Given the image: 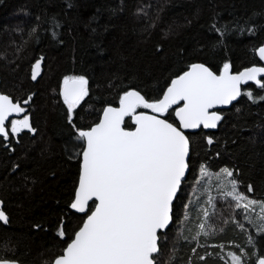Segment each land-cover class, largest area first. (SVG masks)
Here are the masks:
<instances>
[{
    "label": "trees",
    "instance_id": "obj_1",
    "mask_svg": "<svg viewBox=\"0 0 264 264\" xmlns=\"http://www.w3.org/2000/svg\"><path fill=\"white\" fill-rule=\"evenodd\" d=\"M263 41L264 0H0V92L25 109L7 123L8 139L0 137V209L8 216L0 222V256L49 264L81 225L85 215L69 208L80 163L77 128L95 123L124 91L137 90L150 102L160 98L193 63L215 73L225 63L232 71L260 64L256 49ZM80 75L88 95L69 123L61 85ZM241 93L221 111L215 130L186 133L190 167L174 199L173 222L160 233L157 264H232L227 253L241 250L242 264H250L264 253L259 209H236L220 196L224 178L215 175L232 170L239 191L264 202V89L247 83ZM174 107L163 117L177 125ZM25 115L35 131L12 134L10 122ZM124 127H133L129 117ZM202 164L211 175L201 181ZM209 195L216 197V207L208 208L210 234L192 240Z\"/></svg>",
    "mask_w": 264,
    "mask_h": 264
},
{
    "label": "snow or ice",
    "instance_id": "obj_2",
    "mask_svg": "<svg viewBox=\"0 0 264 264\" xmlns=\"http://www.w3.org/2000/svg\"><path fill=\"white\" fill-rule=\"evenodd\" d=\"M258 54L264 60V47L258 49ZM40 67L41 62L37 60L31 69L33 80ZM229 69L230 65L225 63L217 75L203 64H192L171 79L162 99L150 102L137 90L124 91L119 96V107H105L98 123L87 129H76V139L81 142L76 147L82 160L70 207L85 214L86 219L74 232V238L49 264H157L160 233L173 222L174 199L190 167V140L184 130L201 126L216 128L222 117L211 109L236 100L242 94L241 84L252 81L264 89V82L258 79L264 75V67L246 68L235 75ZM246 94L255 102L250 91ZM60 95L67 105L69 123H72L74 109L88 95V80L82 75L66 76ZM260 99L264 100V97ZM173 105H177L174 112L178 125L160 118L165 113L170 115L169 109ZM139 108L150 109L159 115L137 113ZM24 111L8 95H0V135L8 139L5 121L12 113ZM125 117L132 118L134 130L122 126ZM23 129L35 131L27 115L11 121L12 134ZM207 142L212 144L213 140L208 138ZM199 172L201 181L211 175L203 164ZM215 175L217 181L224 178L218 189L220 196L231 198L236 209H243L245 213L259 209L256 216L260 221L258 231L264 233V202L241 193L232 170L222 168ZM252 190L250 185L248 191ZM215 199L208 196L207 207L202 209L205 219L197 225L198 231L192 240L209 236L208 208L216 207ZM245 219L255 223L248 215ZM0 222L8 223V216L2 209ZM238 226L244 227L242 223ZM59 235L65 238L63 227ZM248 243L251 244L252 240L249 239ZM192 251L195 253L196 249ZM227 255L232 264H242L243 250L239 255L233 252ZM0 264L16 262L0 256ZM257 264H264V253Z\"/></svg>",
    "mask_w": 264,
    "mask_h": 264
},
{
    "label": "water",
    "instance_id": "obj_3",
    "mask_svg": "<svg viewBox=\"0 0 264 264\" xmlns=\"http://www.w3.org/2000/svg\"><path fill=\"white\" fill-rule=\"evenodd\" d=\"M260 47H264V41H263V43L256 49V56H257V58L259 59V61H260V64H256V65H250V66H246V67H243V68H241V69H239V70H237V71H232L231 70V68L229 69V71H230V73L231 74H233V75H235V74H238L239 72H241V71H243V70H245L246 68H250V67H264V60H261L260 59V57H259V54H258V49L260 48ZM193 64H197V63H193ZM198 64H202V63H198ZM192 65V64H191ZM190 65V66H191ZM204 65V64H203ZM189 66V67H190ZM206 66V65H205ZM188 67V68H189ZM207 67V66H206ZM187 68V69H188ZM209 68V67H208ZM186 69V70H187ZM210 69V68H209ZM185 70V71H186ZM211 70V69H210ZM222 70H223V68H222ZM221 70V71H222ZM212 71V70H211ZM220 71V72H221ZM219 72V73H220ZM219 73H216L217 75L219 74ZM262 78H264V75H262V76H260V77H258V79H262ZM247 83H253L254 85H256V83L255 82H252V81H249V82H247ZM247 83H245V84H241V90H242V86H244V85H246ZM170 84V83H169ZM62 86H63V83H62ZM62 86H61V88H62ZM257 86V85H256ZM166 89H167V87H166ZM166 89L164 90V91H166ZM130 90H134V89H130ZM164 93V92H163ZM0 95H8V94H6V93H2V92H0ZM9 96V95H8ZM240 97V96H239ZM239 97H237V99L236 100H234V101H232L231 103H229V104H227V105H217L216 107H214L213 109H211V111H215V112H217L218 114H220L221 115V117H223V114H222V110H225V109H227V108H229L232 104H234L238 99H239ZM9 98L13 101V99L9 96ZM163 98V94H162V96L160 97V99H162ZM14 103H19L18 101H13ZM20 104V103H19ZM107 106H112V107H119V100H118V102H117V104L116 105H111V104H108V105H106V106H104L103 107V109L105 108V107H107ZM175 105H173V107H174ZM177 106H175L174 107V109L176 108ZM103 109H102V111L100 112V115H99V118H98V120L95 122V123H98L99 122V119L100 118H102V115H103ZM144 109V108H143ZM174 109H173V115H174V119H175V121H176V123H177V125L179 124V121L176 119V117H175V112H174ZM140 112H143V113H146V114H148V115H159V114H156V113H153L150 109H144V111H137V113H140ZM19 114H16V113H12L9 117H8V119L5 121V129H6V131L8 132V127H7V123L12 119V118H16L17 116H18ZM126 118H128V117H125V119ZM130 118V120H131V123H132V125H133V127L132 128H126V130H134V128H135V125H134V123H133V121H132V118L131 117H129ZM160 118H162V119H165L163 116H160ZM222 120V119H221ZM220 120V121H221ZM220 121H218L217 122V126H218V124L220 123ZM95 123H93V124H95ZM92 124V125H93ZM123 127H124V125H122ZM200 128H202L204 131H213V130H215L216 128H212V129H205V128H203L202 126L200 127ZM200 128H198V129H188V130H184V132H185V135H186V133L187 132H195V131H197V130H199ZM87 129V128H86ZM0 137H4L3 135H0ZM81 160H82V157L80 156V163H81ZM80 163H79V168H80ZM188 171V170H187ZM186 174H187V172H186ZM78 177H79V171H78ZM78 177H77V182H76V186H77V184H78ZM185 180V179H184ZM183 180V181H184ZM75 186V187H76ZM73 198H74V194H73ZM89 203H91V201L89 202ZM69 208L71 209V207L69 206ZM72 211H74L75 213H77V214H80V215H85V214H83V213H78V212H76L75 210H73V209H71ZM88 214H90V213H88ZM84 219H86V215H85V217H84ZM83 222V221H82ZM80 226H82V223H81V225ZM79 226V227H80ZM79 229V228H78ZM77 229V230H78ZM76 230V231H77ZM165 231V230H164ZM164 231H162V232H164ZM72 238H74V235H73V237ZM70 242V241H69ZM66 247V246H65ZM64 247V248H65ZM16 262V261H15ZM16 264H22V263H19V262H16Z\"/></svg>",
    "mask_w": 264,
    "mask_h": 264
},
{
    "label": "rangeland",
    "instance_id": "obj_4",
    "mask_svg": "<svg viewBox=\"0 0 264 264\" xmlns=\"http://www.w3.org/2000/svg\"><path fill=\"white\" fill-rule=\"evenodd\" d=\"M63 83V82H62ZM62 86V85H61ZM63 98V97H62ZM19 119H21V118H17V119H15V120H19ZM10 128H11V122H10ZM258 258L259 257H257L256 259H255V262H253V263H250V264H257V261H258Z\"/></svg>",
    "mask_w": 264,
    "mask_h": 264
},
{
    "label": "flooded vegetation",
    "instance_id": "obj_5",
    "mask_svg": "<svg viewBox=\"0 0 264 264\" xmlns=\"http://www.w3.org/2000/svg\"><path fill=\"white\" fill-rule=\"evenodd\" d=\"M9 130V129H8Z\"/></svg>",
    "mask_w": 264,
    "mask_h": 264
}]
</instances>
